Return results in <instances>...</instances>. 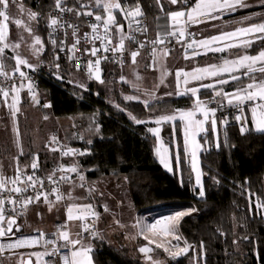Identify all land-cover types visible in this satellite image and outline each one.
Here are the masks:
<instances>
[{"label":"snow or ice","instance_id":"obj_1","mask_svg":"<svg viewBox=\"0 0 264 264\" xmlns=\"http://www.w3.org/2000/svg\"><path fill=\"white\" fill-rule=\"evenodd\" d=\"M159 12L169 21L166 29L161 31V25L157 24V32L154 39L148 36V24L141 0H51L46 6L37 4V10H33L26 3V0H0V97L2 103L10 109L13 118L20 111V90L27 87L28 95L35 103H39L35 82L29 72L22 70L26 68L32 72L42 70L41 66L45 60L42 57L51 55L48 66L51 74L57 79H65L64 73L71 76L73 69L79 71L82 67V58L86 61L88 80L103 84L101 63H118L123 69L126 64L125 55L130 58L129 68L135 72L138 66V57L150 60L146 65L149 68L159 66L162 75L159 83L153 86L152 90L145 89L144 95L147 97L142 101L144 109L149 112L147 119L138 118L132 113H128L129 118L137 125H148L154 123L155 127H147L156 145L155 155L159 163L169 172L180 173L179 183L181 187L185 185L184 175L181 171V164L188 159L191 154L190 173L188 184H192L191 173H195V184L192 188L193 194L199 199H206L207 193L202 177L205 175L200 167L198 153L208 145V151L214 144L217 152L222 148L235 149L236 145L229 142L227 126H229V115L224 114L226 108L235 110V115L231 119L239 125V133L244 135H259L264 137V0H258L260 13L246 15L239 18L237 26L231 31H220L216 35H210L203 39L191 41L186 40V28L193 24H204L205 27L216 28V24H208L209 21L221 20L226 14H231L239 9H246L253 6L250 0H166L169 10H165V2L155 0ZM174 6V7H173ZM13 9L15 11H13ZM258 18V20L256 19ZM159 19V17H157ZM85 23L90 31H82L81 24ZM43 25V26H42ZM41 32H47V39H42ZM142 36L143 39L138 38ZM187 35L194 37V33L187 32ZM175 39L177 43L182 42L185 48V59H188V49H193V57L201 55L196 48L203 49V54L207 52H224L230 49L237 51L244 50L243 55H237L233 59L222 58L220 65L209 64L203 68H195L191 72L179 68L175 72L176 87L174 92H164V97L188 96L192 106L187 109L175 108L172 112L160 111L157 114V105L166 104L156 95V89L164 83V75L167 69L163 64V59L170 53V45ZM256 41H259L258 50L255 54H249L246 50L253 48ZM98 42V43H97ZM83 48L80 56L75 53ZM150 49V50H149ZM27 50L30 55L26 56ZM71 62L67 69L62 68V56ZM111 54V55H109ZM35 57L37 63L30 62ZM12 62L11 75L6 70L8 63ZM18 74V76H17ZM227 74V75H225ZM181 77H183V91H181ZM120 81H126V77L121 74ZM139 75L137 79L130 82L134 88L140 89ZM210 79L211 82L203 81ZM16 80H19L17 85ZM8 81H12L8 85ZM27 81V84H25ZM190 81H197L195 86L189 87ZM69 84H74L83 92L89 91V84L77 79H68ZM230 87L231 91L225 88ZM201 89L210 90L211 95L206 99H201ZM11 102H9V95ZM99 95V93H96ZM83 99V94L79 96ZM125 100L140 101V96L126 95ZM215 104V107H209ZM50 102L44 107H50ZM120 109V105H115ZM250 113L249 117L245 111ZM124 111L125 109H120ZM220 111L222 116L219 124L225 127L224 139L220 140L218 132V120L216 113ZM202 117V118H200ZM47 119V117H45ZM177 122L182 125L183 143H179L177 136ZM210 122V123H209ZM171 124L172 131L169 133V141L165 144L161 137L162 126ZM209 125L214 141L209 140ZM17 135L18 155L14 158L15 175L5 176L0 166V238H7V243H0V254L6 250L19 249L41 245L43 251H33L29 254V259H21L18 264H33L31 257L36 258V264H97L93 257V241L103 239L101 231L96 227L102 214L97 209L103 208L104 213L110 211L105 202L106 197L111 195L106 192L107 185L111 182L105 177L99 164L85 168L79 160L74 159L69 164L58 163L51 172L45 175H37L41 171L38 153H29L31 156L30 165L20 166L19 157L25 155L19 143V128L15 126ZM88 131L101 140V125L95 119V114L90 117ZM203 134V135H201ZM200 136V139L197 137ZM84 139L83 136L80 137ZM114 140L115 137H110ZM203 140V144L201 143ZM89 147L76 149L61 145L56 137H52L50 143L45 144V148L52 152H59L61 157H84L92 156V139H87ZM55 145V147H53ZM117 165L112 167L109 175L120 180L118 167L123 163V157H116ZM106 164L111 165L112 161ZM31 168V173L25 169ZM100 172L97 180H89L86 173ZM214 183L219 184L221 179L217 176L210 177ZM124 182L129 181L127 175L123 176ZM234 183H239L234 181ZM61 185H67L65 191L61 190ZM118 188L121 186L118 182ZM241 194L248 193V218L252 216L253 204L255 203L256 214L264 219V198L250 191L249 180L246 177L243 183H239ZM80 189L85 195H75V190ZM55 200H49L50 196ZM255 196V201L252 197ZM46 203L51 211L56 202H65L66 220L56 224V231L47 234L41 229H35L37 235H25L21 233V225L17 223V217L25 216L30 205L40 202ZM79 200H86V203H78ZM195 209L175 211L168 216L156 219L154 222H142L135 220L132 225L138 229L136 235L143 236L148 244L140 246L138 252L143 254L144 264H169L168 258L177 261L181 256H185L190 249L196 251V247L178 234L179 224L183 217L190 215ZM40 213H37L39 215ZM233 231L230 233L217 227L215 234L217 238H224L225 254L232 255L240 253L241 244H252L253 239L249 234H240L235 231L237 227H245L233 216ZM79 221V229L71 232L69 222ZM115 223L121 228L126 227L119 220ZM15 226L16 231L13 232ZM17 233H21L16 239H12ZM87 233V235H85ZM52 238H47L48 236ZM136 235L131 236L132 239ZM163 235L171 236L176 240L172 245L170 241L157 242L155 237ZM229 238L233 246V253H228ZM183 239V247L180 241ZM155 244L156 249H163L167 254L163 259L154 256L155 249L150 245ZM50 246V247H49ZM199 252L194 257V264H206L203 259L206 252V242L200 240ZM176 249V250H173ZM257 256L259 249H256ZM45 257H48L45 260Z\"/></svg>","mask_w":264,"mask_h":264},{"label":"trees","instance_id":"obj_2","mask_svg":"<svg viewBox=\"0 0 264 264\" xmlns=\"http://www.w3.org/2000/svg\"><path fill=\"white\" fill-rule=\"evenodd\" d=\"M51 0H26L29 7L36 9L37 4L45 6ZM165 2V10L169 6ZM141 4L149 20V33L151 37L156 36L157 24L161 25V31L166 29L169 21L159 12L155 0H141ZM174 7V6H173ZM159 17V19H157ZM43 26V25H42ZM42 39L46 40V32H41ZM254 49L250 54L258 50L259 44H254ZM183 50V49H181ZM178 50L176 52H180ZM227 53H209L201 55L196 62L202 63L209 58L217 60ZM46 62L51 61V55L42 57ZM10 71V70H9ZM105 77H117L118 67L106 63L103 65ZM65 79L52 78L42 75L39 78L37 86V98L40 97V106L44 103V98L50 102L51 106L47 110V115L53 118H71L79 117L78 131L76 134H67L65 146L84 149L89 147L86 144L87 139H92V156L80 157L79 162L88 168L91 165L99 164L105 177L109 175L111 168L116 167V157H123V163L119 164L118 172L120 179L127 175L129 181L126 182L129 189V199L140 216H149L150 220L155 221L161 217L168 216L175 211L185 210L188 208L195 209L190 215L183 217L179 224V232L189 243L196 247V251L191 249L185 256H182L175 262L169 261V264H194V257L199 252V242H206V252L203 259L206 264H264V219L256 214L255 203L253 204L252 216L248 218V193L241 194L239 183H243L247 177L249 180L250 191L264 198V137L259 135L240 136L237 129L227 126V135L229 142L236 145L235 149L229 150L222 148L221 151L213 146L210 150L208 145H204L200 153V167L205 174L202 179L205 184L207 198L199 199L194 196L192 188L195 184V173H191L192 184H188L190 173V154L188 159L181 164V171L184 175L185 185L181 187L179 183L180 173L167 171L159 163L155 155L154 148L156 140L154 136L147 131V127H155L154 123L148 125L135 124L128 116V113L141 119H147L149 112L144 109L142 101L125 100L124 96H136L137 92L126 82H115L118 89L112 92L102 89L99 82L93 80L89 83V91L83 92L74 84L68 83V73H64ZM227 75V74H225ZM231 91L230 87L225 88ZM96 93H99L97 95ZM10 94H12L10 92ZM83 94V99L79 96ZM23 103H29L28 96L23 93ZM201 99H206L211 95L210 90L201 89ZM3 98H0L2 101ZM166 104L157 105V114L160 111L170 113L175 108L187 109L192 106L188 96H175L165 99ZM120 105L121 111L115 105ZM249 117L251 126L250 113L245 109ZM95 114V119L101 125V135L99 136L88 131L90 117ZM221 116H217L218 132L220 140L223 141L225 127L219 124ZM172 131L171 124L162 126L161 137L165 144L169 141V133ZM203 135V134H202ZM209 140L214 141L211 129H209ZM84 139L81 140L80 137ZM110 137H115L110 140ZM179 143H183L182 125L177 122V136ZM28 140V150L25 155L20 156V166L24 163H31L29 153H38L42 171L48 172L59 163L56 152L47 150L43 152L36 151L32 142ZM203 144V140H202ZM112 161L111 165L106 164ZM73 162L67 161L69 164ZM31 169V168H29ZM90 180H97L100 172L86 173ZM217 176L221 179L219 184L210 179ZM234 181L239 183H234ZM255 201V196L252 197ZM233 216L244 224L245 227H237L235 231L240 234H249L253 239L252 244H241L240 253L226 255L224 238H217L215 229L221 227L229 233L233 231ZM127 231H118L114 233L111 240L103 235V239L93 241V257L97 264H144L143 255L138 252L139 243L131 246L127 241ZM135 242V241H133ZM259 249V255L256 249ZM231 238H229L228 253H233ZM166 255V253H165ZM164 256V255H163Z\"/></svg>","mask_w":264,"mask_h":264},{"label":"rangeland","instance_id":"obj_3","mask_svg":"<svg viewBox=\"0 0 264 264\" xmlns=\"http://www.w3.org/2000/svg\"><path fill=\"white\" fill-rule=\"evenodd\" d=\"M13 11H15L13 9ZM221 26V25H217ZM231 31V30H228ZM220 32L216 29L215 34L216 35ZM253 48L251 49H254ZM250 50V49H247ZM188 51V59H185V49L181 50L180 52H177L174 54H171L172 56L169 58V62L165 63V67L167 69V74L164 75V83L160 84L159 89H156V95L160 97L162 100L170 99L172 97H175V95L170 97H164L162 94L164 92H172L175 90L176 87V79H175V72L177 69L182 68L184 71L191 72L195 68H203L209 64H216L220 65L222 63V58L227 59H233L237 55H243L244 51L242 52L237 51L236 49H230L227 50V57L223 56L220 59L213 60V58L207 59L205 62L197 63L196 57H190L192 56L190 49ZM24 54L26 56H29L30 53L25 50ZM30 62L37 63V60L35 57H32ZM13 63L9 62L7 66V71L12 70ZM128 67L124 66L123 69L121 67H118L117 71V77H103L104 83H99V86L102 89L108 90L112 92L113 90L118 89L116 87V83H121L119 77L121 74H125ZM129 81L128 84L131 85V88L134 87L130 82L135 81L137 79V74L139 75V83H140V89L137 90L134 88V91L137 92V95L141 97L140 101H143L147 97L144 95V90H152L153 86L157 83H159L162 70L158 66L156 68H149L146 67H139L136 68L135 72L133 70L128 71ZM77 79L81 82H87L88 84L92 82V80H88V77H86L83 73L73 70L71 76L68 75V79ZM205 83L211 82L210 79L203 81ZM127 83V82H126ZM198 82L197 81H190L189 87L195 86ZM184 85H183V77H181V91H183ZM23 93L20 91V104L18 105L20 111L17 113L16 117L13 118L10 114V109L5 107L0 101V166H2V172L5 176H9L12 172L15 171V157L19 153V149L17 147V135L14 131V119H15V126L19 128V143L23 148V152L25 153L28 149V140L31 138V142L35 148L36 151L43 152L47 149L45 148V144L47 140L51 139L53 136L56 138H59L61 141L65 139L67 134L74 133L78 131V120L79 117H71V118H62L57 119L53 118L51 116L47 115V110L49 107H44L45 104H48L49 101L44 98V103L40 106V97L38 96L39 103L29 102L23 103ZM14 95V93L9 95V102H11V96ZM136 95V96H137ZM3 98V97H0ZM3 100V99H2ZM47 117V119H45ZM65 141V140H64ZM190 154V153H189ZM198 153V159L200 160ZM191 156V154H190ZM20 158V157H19ZM191 159V157H190ZM30 165V163H24L21 165L23 167L24 165ZM28 167L27 169H29ZM167 170V169H166ZM168 171V170H167ZM110 179V183L107 185L106 192L110 193L111 195H108L106 197L105 202L108 204L110 211L108 213L103 212V208H98L97 210L101 212L102 217L97 222L96 227L101 231L102 235L107 236L110 240L114 233H117L120 231H127V242L134 246L137 244L135 239H132L131 236H133V232H135V227L132 225L134 224V215L133 212L135 211L130 199H129V189L127 187L126 182H124L123 179H120L119 181L116 180L114 177H107ZM89 179V178H88ZM90 180V179H89ZM120 183V187L118 188L116 185L117 183ZM67 185L64 186L63 191L67 189ZM75 195L82 196L85 195L80 189L75 190ZM78 203H86L88 201L86 200H79ZM37 213H40L37 215ZM66 219V204L65 202H57L54 203L52 206L51 211H49L48 205L40 204V206L35 207L32 211L27 213L22 221L21 224L24 227L23 234H33L36 233L35 229H41L45 233L47 231H54V224L57 221L65 220ZM115 220H119L122 224L126 225V227L121 228L119 225L115 223ZM79 221H77V228L72 229L71 232H76L79 229ZM87 235V234H85ZM180 235V234H179ZM157 239V242H161L164 240L167 241H173V237L168 236L165 237L163 235H159L155 237ZM140 242V241H139ZM145 241L141 240V243H139V246L145 245ZM190 244V243H189ZM192 244V243H191ZM155 245V244H154ZM193 245V244H192ZM182 246V245H180ZM176 250V249H173ZM30 254V253H29ZM29 254H18V255H12L10 257H5L3 259L2 264H18V261L21 259L24 260L26 256H29ZM154 255V253H150ZM143 255V254H142ZM164 255V256H163ZM162 257H166L167 254L163 253ZM34 261V264H36V258L34 256L31 257ZM162 258V259H163ZM1 264V262H0Z\"/></svg>","mask_w":264,"mask_h":264},{"label":"built area","instance_id":"obj_4","mask_svg":"<svg viewBox=\"0 0 264 264\" xmlns=\"http://www.w3.org/2000/svg\"><path fill=\"white\" fill-rule=\"evenodd\" d=\"M143 10H144V9H143ZM144 12H145V11H144ZM145 16H146V13H145ZM146 22H147V24H148V28H149V20H148L147 16H146ZM190 27H191V25L188 26V27L186 28V36H185V39H186V40H189V41H191L193 38H194V39L197 38L196 35H194V37H190V36L187 35V32H191ZM81 30H82V31H85V30L90 31V29L87 28V25H86L85 23H82V24H81ZM192 33H193V32H192ZM148 36H149L150 39H154V38H155V37H151V36H150L149 31H148ZM138 38L143 39V37H142V36H139V34H138ZM46 39H47V32H46ZM97 43H98V42H97ZM169 47H170V53H174V52H176V51H178V50L185 49V48H186V45L182 46V42H181V43H177L176 40L173 39L172 42H171V45H170ZM149 50H150V49H149ZM83 51H84L83 48H81L79 51H77V52L75 53V55H76V56H80L81 53H82ZM109 55H111V54H109ZM61 56H62V60H61L62 68H63V69H67V68H69V67L71 66V62L67 61L66 57H64V54H61ZM138 58H139V57H138ZM125 60H126V64H125V65H127V64L130 62V58L127 56V54L125 55ZM148 61L150 62V60H148ZM48 64H49V62H46V61H45L44 64L41 66L42 70H37V71H34V72H32V71H30V70L27 71V72H29V75H31L32 80L35 82V90H37V86H38V82H39V78H40V76H42V75H46V76H49V77H52V78H56V76H54V75L51 74V70L49 69ZM104 64H106V62H102V63H101V68H102V69H103V65H104ZM109 64H113V65H116L117 67H120V65H119L118 63H115V62H111V63H109ZM73 70H75V69H73ZM8 72H9V74L11 75V70L8 71ZM79 72L83 73L86 77H88L87 64H86V61H85L83 58H82V67H81V69L79 70ZM17 76H18V74H17ZM2 80H3V77H0V81H2ZM7 83H8V85L10 86L11 83H12V81H8ZM16 83H17V85H18V84H19V80H16ZM25 84H27V81H25ZM20 91H21L22 93H25V94L28 96L30 102H33L32 98L28 95V89H27V87L21 89ZM215 106H216L215 104H210V105H209V107H215ZM224 114L229 115V125L234 126V127L237 129L238 134L240 135V133H239V125L236 124V123L231 119V116L236 114V113H235V110H233V109H231V108H226ZM216 116H222V113H221L220 111H217ZM246 135H247V134H246ZM246 135H244V136H246ZM240 136H241V135H240ZM57 140L60 142L61 145H64V144L62 143V141H61L59 138H57ZM50 141H51V139L47 140L46 144L50 143ZM53 147H55V145H53ZM56 153H57V156H58L59 163L67 164V163H66L67 161H72V160H74V159H79V158H80L79 156H77V157H71V156H69V157H61V156H60V153H59L58 151H57ZM55 166H56V165H55ZM55 166H54V167H55ZM54 167H53V168H54ZM53 168H52V169H53ZM52 169L49 170L48 172H51ZM25 170H26L28 173H31V171H32L31 169H25ZM48 172H45V173H48ZM45 173H44V172L42 171V169H41V171H39V172L37 173V175L43 176V175H45ZM14 175H15V171L12 172L9 176H14ZM6 177H7V176H6ZM64 186H65V185H61V190H62V191H63ZM49 200H53V201H54V200H55L54 195H53V196H50V197H49ZM40 201L43 202V197H41V200H40ZM56 203H57V202H56ZM32 206H33V205H30V206H29V209H30ZM26 214H27V213H26ZM23 217H24V216H19V217H17V219L21 222V219H22ZM63 221H64V220L57 221V222L54 224V231L47 232V234H51V233L55 232V231H56V224H58V223H63ZM69 229H70V231H71L70 223H69ZM86 234H87V233H86ZM19 235H20V234H16V236H13L12 239H16L17 236H19ZM25 235H28V234H25ZM31 235H37V233H33V234H31ZM180 236H181V235H180ZM182 237H183V236H182ZM47 238L51 239L52 237L49 235ZM183 239H185V238L183 237ZM183 239L180 241V245H182L181 247H183ZM7 242H8V241H7V238H0V243H7ZM176 243H177V242H176L175 239H174L173 241H171V244H172V245H175ZM190 244H191V243H190ZM49 247H50V246H49ZM190 250H191V249H190ZM190 250H189V251H190ZM33 251H43V248H42L41 245H35V246H32V247H24V248H21V249H12V250H10V251H9V250H6L3 254H0V262H1V264H2V263H3V259H4L5 257H10V256H12V255H18V254H29V253H31V252H33ZM181 257H182V256H181ZM181 257H179L178 259H180ZM47 259H48V257H45V260H47ZM178 259H177V260H178ZM168 261H172L170 257L168 258ZM172 262H175V261H172Z\"/></svg>","mask_w":264,"mask_h":264},{"label":"crops","instance_id":"obj_5","mask_svg":"<svg viewBox=\"0 0 264 264\" xmlns=\"http://www.w3.org/2000/svg\"><path fill=\"white\" fill-rule=\"evenodd\" d=\"M250 2L253 4V6L250 7V8L239 9L236 12H233L231 14H226L221 20H218V21H209L208 22V24H213L214 23L216 25L219 24L221 26H218L216 28H212V27H205L204 24H193V25H191L190 30H191V32H193L197 36L196 40H200V39H203L204 37H207V36H210L212 34H215L216 29L219 30V31L232 30L234 27L237 26V21L239 20L240 17L246 16V15H252V14L260 13L261 12V9L257 6L258 5V0H250ZM256 19L258 20V18H256ZM256 43L259 44V41H256L255 44ZM193 48H195L197 51H200L202 53L201 55H207L209 53H214V52L209 51L206 54H203V49L196 48L195 45L193 46ZM250 50H251V48H250ZM250 50H246V51L250 54ZM190 51H193V49H190ZM226 51H224V52H226ZM241 51L243 52L244 50H241ZM224 52H215V53H224ZM175 53H177V52H175ZM171 54H174V53H169V55L166 58L163 59L162 62H163L164 65H165V63H168L169 62V58L172 56ZM254 54H255V52H254ZM201 55H197V57H199ZM190 57H193V56H190ZM148 63H150L148 60L142 59L141 57H139L138 58V66L136 68H139V67L145 68V64L147 65ZM125 66H127V65H125ZM22 70L29 71L26 68H23ZM129 70H131V68L128 67L126 73L123 74L126 77V81H129V78H130L128 76V74H129L128 71ZM101 75H102V78L105 77L104 71H102ZM136 92H139V91H136ZM172 92H174V91H172ZM200 118H202V117H200ZM206 127H209V125H206ZM209 129H210V127H209ZM197 139H200V136H198ZM201 143H202V140H201ZM201 151H202V149H201ZM201 151L199 152V154L201 153ZM199 157H200V155H199ZM40 204H45V203L42 202V201L38 202L37 204L33 205L28 210L27 213H29L30 211H32L35 207L40 206ZM133 215H134V219L135 220L136 219H139L142 222H149V223L154 222V221L150 220V217L149 216H140V215L137 214L136 211L133 212ZM22 219H21V221H22ZM69 223H70V227L72 229L77 228V225H76L77 222H69ZM134 223H135V221H134ZM47 232H50V231H47ZM137 232H138V229L135 227V232H133V234L136 235ZM139 240H143V241H145L146 244H148V241L145 240L143 238V236L136 235L135 242H139ZM150 247H152L153 249H155L154 256H159V258H161V259L163 258L162 257V255L164 253L163 249H156V245H154V244L150 245Z\"/></svg>","mask_w":264,"mask_h":264},{"label":"water","instance_id":"obj_6","mask_svg":"<svg viewBox=\"0 0 264 264\" xmlns=\"http://www.w3.org/2000/svg\"><path fill=\"white\" fill-rule=\"evenodd\" d=\"M17 223L18 224H20L21 225V233L23 232V230H24V227L22 226V224H21V222L17 219ZM16 231V229H15V226L13 227V232H15ZM21 233H17V234H21ZM29 259V256H26L25 258H24V261H27ZM31 260H32V262H33V264H34V261H33V259L31 258Z\"/></svg>","mask_w":264,"mask_h":264},{"label":"bare ground","instance_id":"obj_7","mask_svg":"<svg viewBox=\"0 0 264 264\" xmlns=\"http://www.w3.org/2000/svg\"><path fill=\"white\" fill-rule=\"evenodd\" d=\"M19 249H21V248H19Z\"/></svg>","mask_w":264,"mask_h":264}]
</instances>
